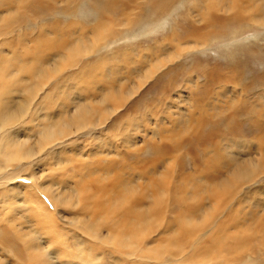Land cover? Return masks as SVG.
I'll return each instance as SVG.
<instances>
[{"label":"bare ground","instance_id":"bare-ground-1","mask_svg":"<svg viewBox=\"0 0 264 264\" xmlns=\"http://www.w3.org/2000/svg\"><path fill=\"white\" fill-rule=\"evenodd\" d=\"M48 1L54 3L46 0H0V264H53L51 255L57 256L50 251L53 235L58 240L57 237H62L63 233L72 236L65 240V244L75 249L76 253L72 254L77 259L76 262L67 259L65 264H101L102 254L94 257L92 253L97 249L95 246L102 248L105 244L127 250H120L121 256H117L116 264H129L128 260L150 264L167 257L172 258L175 264H233L245 252L255 257L264 255V216H255L251 209L253 206L250 208L244 203L248 197L241 196L242 185L253 181L258 174L256 159L238 158L234 149L235 146L241 147L238 144L241 142L234 139L225 138L223 148L218 144L212 145L216 137L240 133L241 125L232 123L233 116L225 117L221 123L227 128L223 130L219 129V121L213 122L209 118L221 115L228 103L235 108L234 114L263 113L259 109L261 98L260 101L256 98L251 104L244 100L240 105V101L231 103L227 100L222 107L215 104L209 108L204 96L208 90L203 91L204 95L195 94L194 86L189 85L195 84L190 79L193 75H190L188 81L191 83L186 87L192 89L191 95L195 94L193 99L190 98L194 107L190 110L191 116L184 118L181 106L172 105L169 101L165 113L176 114V120L171 122L172 127L160 126V129H154L153 134L161 133L162 139L172 140L174 148L182 145L183 136L193 134L188 143L193 146L192 154L200 159L195 158L192 162L194 166L203 165L204 170L198 178L185 177L172 183L175 180L170 182V175L156 177L152 168L146 174L145 170L142 172V176L145 174L147 178L139 182V179H134L133 167L141 159L136 158L135 163H117L114 158L116 143L112 139L105 142V134L117 129L123 134L121 142L124 146L138 145L131 130L141 119L131 118V114L130 117L126 113L128 110L136 111L141 105L129 104L126 113L121 111L119 116L111 117L119 108L125 107L136 87L155 74L154 69H159L161 63L146 67L148 64L144 62V65L135 64L127 70L116 62L120 56L115 55L108 58L110 64L113 58L116 61L106 69L107 57L111 53L108 56L103 54L105 58L96 62L76 61V64L81 63L79 74H67L68 79L65 80V25L52 23L50 29L55 35H51L44 22L48 15L58 12L75 13L87 0ZM174 1L92 0L94 6L90 9L97 11L99 18L88 31L94 35L95 43H110L121 34V28H124L125 35L146 18L162 16ZM193 9L212 30L204 37L187 40L191 49L204 48L208 44L207 39L221 35V29L213 27H227L234 21L240 26L253 21L264 27V0H194ZM218 10L226 12V15L213 16ZM34 24L39 29L31 35L28 30ZM90 37L86 38L89 40ZM173 39L177 41L179 38ZM78 53L83 52L79 49ZM181 55L183 53L178 54V58ZM207 70L205 74L211 78L215 76L212 79L220 81L224 78ZM20 74L26 76L20 77ZM135 74L138 80L134 82ZM241 76V72H233L228 81ZM175 77L164 84L162 92L169 90ZM47 78L54 80L45 82ZM238 86L241 92L249 89ZM224 90L219 93L226 97L227 91ZM189 103L188 106L192 105ZM154 105L149 109L152 112ZM174 107L176 111L172 110ZM249 124V130L255 132L259 120L257 123L250 117ZM209 143L212 147L208 146ZM150 147L160 156L167 155V147ZM84 151L87 154L82 156ZM138 151L141 149L137 148ZM120 155L122 158L123 153ZM66 162L73 165L67 172ZM153 165L157 167L155 163ZM169 183L174 184L173 187ZM204 199H207V205L201 202ZM228 200L230 211L225 205ZM172 209L173 213L176 212L173 221L178 227L175 233H169L175 227H171L173 222L165 220V212H172ZM34 215L40 218L42 230H33L29 223L23 229L22 219L29 222L28 219H33ZM59 217L63 222L58 221ZM250 217H253L251 221ZM53 221L54 227L50 226ZM239 224L245 227L247 234L233 233L232 239H228L222 233L226 231L224 228L233 229ZM154 226H163L168 232L161 244L149 242ZM257 227L263 230L260 238L259 233L254 234ZM211 233L212 242L216 240L217 243L209 244L210 249L201 256L196 255L195 250L201 245L202 237ZM85 237L95 240V243L86 247L88 239ZM184 239L193 240V250L185 254ZM259 264L263 263L260 261Z\"/></svg>","mask_w":264,"mask_h":264},{"label":"rangeland","instance_id":"rangeland-1","mask_svg":"<svg viewBox=\"0 0 264 264\" xmlns=\"http://www.w3.org/2000/svg\"><path fill=\"white\" fill-rule=\"evenodd\" d=\"M46 1L48 3H54L53 1H48V0ZM91 1L87 0L86 3L83 4L84 6L82 5L81 8H77L75 13H71L72 15L66 12L65 13L58 12L52 15H48L49 17H47L46 22H44V25L49 26V30H50L49 33L51 35H55L54 30L50 29L52 23L55 22L61 25H65V29H66L65 30V39H66L65 80L68 79L67 74L68 75L70 74L69 76H75L79 74V69H80L79 64L81 63L76 64L78 61L81 62L85 61V63L96 62L101 58H105L104 55L107 56L110 55L109 53H111V56L110 57L106 56L107 62H108V58H111L115 55H119L120 58L119 61H116V59L113 58L111 64L110 62H108L104 67L106 69L110 68L115 61L120 62V64L123 65V69L127 68V70H129L135 64L139 66L142 63L144 65V62L145 65L148 64L146 67H150L152 63H154L153 65L155 66V64H159V62L162 65L161 67L159 65V69L158 68L154 69V72H156L155 74H153L154 76L152 75L144 84H141L140 86L138 85L136 87L137 91L135 90V94L133 93V95L129 96V98L130 97L131 98L130 99L128 98V102L125 104V107H123L122 110H119L121 109L119 108L118 111L115 112L111 117L112 119L116 115L119 116V114H121V111L126 113L129 104L132 105L133 103L135 106L141 105V108L137 109L136 111L131 112V110H128L129 112L126 113V115L128 116H130L131 114L132 116V117L130 116L131 118L136 117L137 119L139 118L142 120V121L140 120L141 122L139 120L137 121V127H136L137 129L132 128L131 130V133L134 134L135 142L137 141L138 144L136 147L135 145L130 147L124 146V143L121 142L123 134H120V132L117 129H111L109 134H105V142L112 139L115 141L114 143H116L117 148L115 149L114 158L117 161V163H124V162L135 163L136 158H139L138 160L141 159V161L135 163L133 167L135 168L134 179H139L138 180L139 182L140 180L143 181L142 178L143 179L147 178L145 174L148 171H150L152 168H154L156 171V172L154 170L152 171L156 177L170 175V179H171L170 182H172L173 179L175 180L172 183H176L177 180H180L185 177L187 179L198 178L197 176L200 175V172L204 169H202L203 165L201 164H198L197 166L196 165L194 166L193 164L194 159L196 157L194 154H192L193 146L190 143H188V140H190L193 137V134L190 133L183 136L184 141L179 148H174L172 140L165 138L162 139L160 137V135L162 136L161 133L160 134L158 133L156 135L153 134L154 129H160L159 128L160 126L162 127L163 125H166V127H172L173 121L176 120V114L167 115V113H165V111H167L168 108L167 105L169 104V101H171L173 103L172 105L175 106L179 104V106H181V115H183L184 118H189L192 113L191 111L194 109V107H192L193 103H191L193 101H190V98L193 99L196 93L202 95L204 93L203 91L205 90H208L205 91L207 92V94L205 95L203 94V95L206 97L205 104L207 103V105H209V108L215 106V104L218 107H222L223 105H225L227 100L232 101L231 103H233L234 101H235L234 103L240 101L238 102V104L239 103L242 104L241 101L245 100L246 104H251V102H253V100H255L256 98L258 101H260L259 98H261L260 101L261 103L259 102L260 104L259 109L261 108L260 111H262L263 113L260 112L259 114L257 112L256 113L254 112L253 114L247 113L246 115L244 112H241L239 114H234L235 108H233L231 105H228L229 104L228 103L226 104L227 109L223 111L221 115L215 118L214 117H209V118L213 119L212 120L213 122L215 120H216L215 122L219 121L220 124L217 125L219 126V129H223V130L226 129L227 126L226 124L221 122L226 118L227 119L230 118V116H233V122H232L233 124L239 123V125H241L240 133L227 134L216 137L211 144L212 145L218 144L219 147L223 148L224 144H226L224 140L225 138L234 139L235 141H237V143L241 142L238 143L241 145V147L235 146L234 149L238 153L237 156L238 158H243L245 160V159H249L250 157H253L254 159H256L255 160L257 164L256 169L259 170L258 174L256 175V178L253 181H250L242 185L241 196L242 197L245 196L246 198L248 197V199H246L247 201H245L244 203L247 205V207L251 208L253 206L251 209H253L255 216L263 218L264 216V99H262V96L264 95V27L259 26L253 21H247L246 24L241 26L237 25V22L234 21L227 27H223V28L221 26L213 27L216 30L221 29L220 30L221 35H219L218 37L209 36L210 39H207L208 44H206L204 48L191 49L190 45L187 44L188 42L186 41L194 40V37H204L206 36V34L211 33L212 28L209 27L208 23L205 20L201 19V17L197 15L198 13L196 11H194L193 9L194 0L193 1L175 0L166 9L165 13L162 16H159L158 18L155 17L146 18L139 26H137L133 30H130L129 31L130 33L129 32H127L128 34L125 33V35H124L125 32L124 28H121L119 30V33H121L118 36L119 39L117 38L118 41L115 38H111L115 40H112L113 42L110 40L109 41L110 43H104L106 45L104 46L103 43L102 44L95 43L94 35L90 31H88V29L91 28L99 18L97 11L93 10V8L90 9V7L94 6ZM215 13L213 14V16L215 17H223L226 15V12H222L221 10H218ZM38 29L39 26L34 24L30 27L28 33L34 35ZM68 30L72 32L68 33ZM226 31L228 33H226ZM192 35L194 36L189 38ZM176 36L179 38L177 41L173 39L176 38ZM86 37L87 38L90 37V39L88 40ZM67 40L70 42H68ZM71 41L73 42L71 43ZM84 42L86 46L84 45ZM97 44H99L100 47ZM73 45H76V47L74 48ZM70 47L72 49H70ZM78 48L80 49V51L83 52L82 54L78 53L79 50ZM101 48L104 49L101 50ZM164 49L165 51H163ZM92 50L94 51L98 50V51L93 52ZM180 53H183V55H181V57L178 58V54ZM160 54H162L163 56ZM209 69H211L212 71H210ZM206 70L207 72H214V74L217 73L216 74L218 75L217 77L220 76L221 79L223 77L224 78L220 81L212 79L215 78V76L211 78L210 77L211 75L205 74L204 71ZM49 71L51 70H48V72ZM237 71L242 73L241 77L235 79L238 82L237 81L234 82L235 80L229 82L228 80L231 74L233 72L236 73ZM190 75H193L192 76L193 78L190 79H192L193 83L195 84H192L191 82L188 81ZM25 76L26 74H20V77H25ZM174 76H176L174 80V84L169 88V90H167V92L166 91L162 92L161 89L164 86V84H167L169 81H171ZM137 78L138 77H136L135 74L133 81L135 82V79L138 80ZM53 80H48L47 78L44 81L47 82ZM188 84L194 86L195 88L194 95L190 94V90L192 89L191 88L188 89L186 87ZM238 85L245 86V88L247 87L251 91L249 89L248 90L246 89L247 92L246 91L241 92L240 90L241 87ZM221 90H224L225 92L227 91L226 97L220 95L219 92H221ZM216 96L219 97L217 98ZM188 103L189 105L190 104L192 105L188 106ZM152 104H155L153 106L155 108L154 112H152V110L151 111L149 110ZM239 107L240 106H238V108ZM239 109L241 110V108ZM172 110L176 111V107H174ZM250 117H253V119H255L257 123L259 120L260 125L258 124L259 127L257 128L255 127L256 129L254 130L255 132H252L253 130L252 131L249 130L251 126L249 124ZM111 119L107 120V123L110 122ZM230 127L232 126L230 125ZM144 141H146L145 144ZM211 144L209 143L208 146H211ZM121 145L124 146V148L122 147L123 149L121 148ZM152 145L167 147L168 148L166 153L167 155L164 154L163 157L160 156L158 153L153 152V150L150 147ZM227 146L226 148L228 150ZM137 148L141 149V151H138L139 153L136 152ZM229 150L231 149L229 148ZM169 152H171V154ZM121 153H123L122 158L120 155ZM84 154L87 153L85 151L81 152L82 156ZM168 154L170 157L168 156ZM196 159L199 160L200 157ZM154 163L157 166L156 168L153 165ZM65 164L67 166L65 172L73 168V165L67 162ZM143 171L145 174H143L142 176ZM168 171H170L171 174H167ZM150 179H152V177H150ZM169 184L172 185L171 183ZM237 197L241 198L239 194H237ZM201 202H203L204 204L206 203V205L208 204L207 199H204ZM47 203H49V200L47 201ZM229 203L230 200H228L225 203V205H228L226 207L227 209L229 208ZM245 210L247 209L245 208ZM228 211H230V209H228ZM175 214L176 212L173 213V209L172 212L171 211L165 212V220H169L173 222L171 223L172 228L175 226L173 229H171L172 232L169 231V233H175L176 229L178 228L176 222L173 221L175 218L174 217ZM63 216L65 217V214H63ZM252 218L253 217H250L249 221H251ZM38 219L40 218H37L35 215L33 219H28L29 222L25 219H22V223L24 225L23 229H25V226H28L29 223V226L31 228H34L33 230L36 231L37 229L42 230L43 227L41 226V220ZM60 219H61L60 217L59 220L57 218L59 222H63V220ZM50 226L54 227V221L53 224ZM244 228H245L244 226L240 227L239 224L237 225L236 228L233 229L224 228L227 232L222 231V233L224 235H227L228 239H232L231 237H233L232 236L233 233H238L239 235L247 234V231ZM214 230L218 232L217 229ZM261 230H262L261 228L257 227V229L254 231V234L259 233L257 234L258 238H260V235L263 232V230L262 231ZM210 232L213 231L211 230ZM53 233L55 234L54 230ZM104 234H106V232ZM211 235L212 233L210 235L207 236L205 235L202 237L203 239L200 242L201 244L199 245L200 247L198 246V249H196L197 251L195 250L196 255L201 256L202 254H204L206 250L210 249L209 244L212 245L214 243H217L216 240H213L214 242H212ZM53 236L54 238L52 240L54 241V243L52 244L53 246L51 247L50 251H54L57 255L56 257L51 255L53 264H65V261L67 259L71 260L72 262L77 260L75 259V256H73L72 254V253H76L75 249L68 248L65 244V240L72 238V236L71 235L65 236V233H63L62 237H57L59 238L58 240L56 239V235ZM167 236H168V232H165L163 226H159V227L154 226L152 232L149 235V242L151 244H156V243L161 244L163 243L164 239L167 238ZM85 238L88 239L85 241L86 247H88L91 243H95V240L93 241L88 237ZM182 243L184 245V250H183L184 254L193 250L192 249L193 240L184 239L182 240ZM98 247H100V245L95 246V248L97 249L96 250L94 249L92 255L95 257L97 255L102 254L100 260V263L102 262L101 264H116L117 256L119 255L121 256L120 250H122V248L118 249L117 247H113L111 245H106V244L102 245V248H98ZM125 250L126 249H123L122 251ZM251 255L252 254L250 252L242 253L241 255H239L237 262H234L233 264H259L260 261L264 264L263 262L264 255L259 254L257 257H255V255L252 256ZM127 262H129V264H136V262H132L131 260H128ZM150 264H175V263H173L172 258L167 257L165 259L163 258L157 259L155 260V262H152ZM191 264H195V263H191ZM207 264H212V263L210 262Z\"/></svg>","mask_w":264,"mask_h":264}]
</instances>
